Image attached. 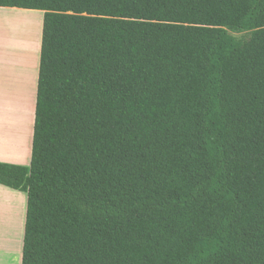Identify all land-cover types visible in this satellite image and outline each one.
Wrapping results in <instances>:
<instances>
[{"label":"trees","instance_id":"16d2710c","mask_svg":"<svg viewBox=\"0 0 264 264\" xmlns=\"http://www.w3.org/2000/svg\"><path fill=\"white\" fill-rule=\"evenodd\" d=\"M0 7L44 12L21 264H264V0Z\"/></svg>","mask_w":264,"mask_h":264},{"label":"crops","instance_id":"0c3cea01","mask_svg":"<svg viewBox=\"0 0 264 264\" xmlns=\"http://www.w3.org/2000/svg\"><path fill=\"white\" fill-rule=\"evenodd\" d=\"M43 16L0 7V163H30ZM26 206V193L0 185V264H21Z\"/></svg>","mask_w":264,"mask_h":264},{"label":"rangeland","instance_id":"374dc122","mask_svg":"<svg viewBox=\"0 0 264 264\" xmlns=\"http://www.w3.org/2000/svg\"><path fill=\"white\" fill-rule=\"evenodd\" d=\"M234 36H235V37H239V36H240V34H234Z\"/></svg>","mask_w":264,"mask_h":264}]
</instances>
